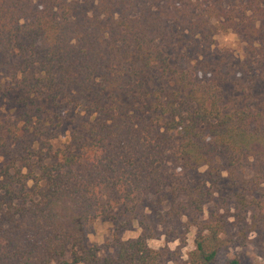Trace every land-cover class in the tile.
<instances>
[{
    "label": "trees",
    "instance_id": "16d2710c",
    "mask_svg": "<svg viewBox=\"0 0 264 264\" xmlns=\"http://www.w3.org/2000/svg\"><path fill=\"white\" fill-rule=\"evenodd\" d=\"M234 2L0 0V264H168L144 237L103 260L86 244L170 185L168 158L179 214L229 181L264 235V0ZM231 31L255 71L214 50ZM225 235L204 225L186 264H221Z\"/></svg>",
    "mask_w": 264,
    "mask_h": 264
},
{
    "label": "rangeland",
    "instance_id": "374dc122",
    "mask_svg": "<svg viewBox=\"0 0 264 264\" xmlns=\"http://www.w3.org/2000/svg\"><path fill=\"white\" fill-rule=\"evenodd\" d=\"M216 1L225 9H231L236 4L234 0ZM207 2L212 3L215 0H207ZM215 41L214 50H231L239 61L237 65H240L243 71H255L260 57L253 49H249L242 35L232 31L220 33L215 37ZM163 170L164 179L169 181L170 185L160 194L145 192L142 206L136 215L121 216L115 222L101 218L88 226L86 244L97 248L99 258L103 260L114 257L123 243L144 237L151 249L169 250L172 253L168 264H186L190 254L196 250V241L201 234V228L210 222L220 220L226 228L227 241L221 264H227L234 259L240 264H264V235L259 229L260 226L257 228L250 221L249 216L252 215L249 214L250 212L247 213L248 219L242 224L244 227L239 224L241 216L237 211L235 188L229 181L223 182L218 188H211L212 195L201 212L184 215V210L180 214L177 210L178 206L184 209L181 205L185 201L177 199L172 183L175 182L177 175L186 176V174L170 158L165 162ZM223 175L227 177L226 173ZM187 178L192 180L191 175ZM257 199L264 206V185ZM250 211L252 213L253 210Z\"/></svg>",
    "mask_w": 264,
    "mask_h": 264
}]
</instances>
